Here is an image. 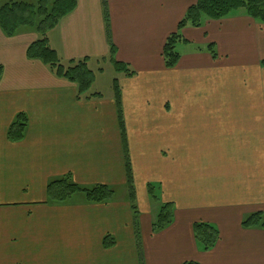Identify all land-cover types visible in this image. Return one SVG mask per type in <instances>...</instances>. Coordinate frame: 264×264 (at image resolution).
I'll return each mask as SVG.
<instances>
[{
  "label": "crops",
  "instance_id": "obj_1",
  "mask_svg": "<svg viewBox=\"0 0 264 264\" xmlns=\"http://www.w3.org/2000/svg\"><path fill=\"white\" fill-rule=\"evenodd\" d=\"M75 1L47 33L59 57H87L98 73L101 61L112 65V44L134 71L118 84L139 249L113 88L78 98L73 82L26 56L36 31L0 29V264H264V229L241 225L250 213L264 216V21L240 8L188 23L168 68L163 45L196 0ZM19 112L25 135L11 141ZM66 174L82 186L109 185L114 196L48 202V181ZM149 183L174 206L158 232ZM198 221L218 229L207 251L194 238Z\"/></svg>",
  "mask_w": 264,
  "mask_h": 264
},
{
  "label": "trees",
  "instance_id": "obj_2",
  "mask_svg": "<svg viewBox=\"0 0 264 264\" xmlns=\"http://www.w3.org/2000/svg\"><path fill=\"white\" fill-rule=\"evenodd\" d=\"M75 0H37L27 2L24 0H0V29L6 36L15 35L20 28L28 27L37 32L38 37L32 41L27 49L26 56L31 59H39L58 77L73 82L77 88L78 98H89L100 94L92 91V85L96 78L97 70L89 64V58L63 60L57 52L49 45L47 33L54 28L59 20L74 9ZM244 9L245 12L264 21V0H196L189 6L184 17L179 21L177 30L171 33L162 48V56L166 67H174L179 59L177 43L182 40L180 30L186 24L199 26L204 19H219L226 16L234 9ZM214 55L211 45L208 46ZM115 49L111 44L109 60L114 70L126 76L134 74L129 66L114 58ZM3 67L0 65V79ZM114 99L117 106L118 119L124 139L126 187L128 199L133 210V221L136 230V242L139 249V238L137 236V206L135 200L133 174L129 161L124 121L122 119L121 97L118 79L112 81ZM27 116L19 112L12 120L7 129V137L11 141L21 140L27 127ZM149 196L152 200L159 202V209L152 221V232H158L172 222L174 206L172 202H161L159 198L160 186L155 183L147 185ZM115 190L106 184H94L82 186L73 181L70 174L52 178L46 185V198L50 203L67 201L74 194H81L89 202H106L113 198ZM241 225L245 228L260 227L264 229V216L256 211L248 214L242 219ZM193 232L196 244L200 250L207 251L218 239V229L215 225L198 221L193 225ZM114 243L110 235L103 238V245L109 247ZM182 264H197L193 261H186Z\"/></svg>",
  "mask_w": 264,
  "mask_h": 264
},
{
  "label": "rangeland",
  "instance_id": "obj_3",
  "mask_svg": "<svg viewBox=\"0 0 264 264\" xmlns=\"http://www.w3.org/2000/svg\"><path fill=\"white\" fill-rule=\"evenodd\" d=\"M28 2V1H27ZM92 67H97L98 65L94 63L89 64ZM99 68H102V72H98L96 75V82L92 86V91H98L102 94H107L112 89V81L114 78H119L120 73L116 72L113 66L107 62H100ZM121 191L120 188H116V193ZM122 192V191H121ZM81 195V194H80ZM160 195V191H159Z\"/></svg>",
  "mask_w": 264,
  "mask_h": 264
}]
</instances>
